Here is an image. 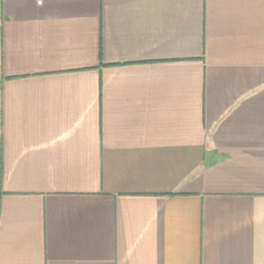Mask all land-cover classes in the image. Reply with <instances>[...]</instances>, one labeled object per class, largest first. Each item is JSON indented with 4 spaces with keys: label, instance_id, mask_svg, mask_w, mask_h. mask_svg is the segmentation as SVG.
<instances>
[{
    "label": "crops",
    "instance_id": "1",
    "mask_svg": "<svg viewBox=\"0 0 264 264\" xmlns=\"http://www.w3.org/2000/svg\"><path fill=\"white\" fill-rule=\"evenodd\" d=\"M0 264H264V0H0Z\"/></svg>",
    "mask_w": 264,
    "mask_h": 264
}]
</instances>
